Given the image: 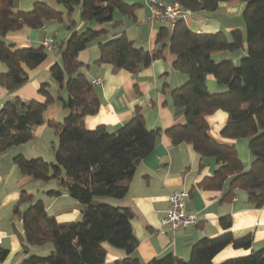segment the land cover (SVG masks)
<instances>
[{
	"label": "trees",
	"instance_id": "obj_1",
	"mask_svg": "<svg viewBox=\"0 0 264 264\" xmlns=\"http://www.w3.org/2000/svg\"><path fill=\"white\" fill-rule=\"evenodd\" d=\"M15 1L0 0V61L7 66L0 72V86L9 91L30 79L25 67L37 68L50 52L43 44L18 47L6 40L7 33L24 27L42 28L51 20L64 22L65 15L71 18L67 28L73 29L78 6L82 23L107 24L114 20L115 11L134 13V5L124 0H57L66 13L45 1L35 2L28 11L16 9ZM224 1L228 0H174L192 12L214 11ZM243 1L245 30L235 29L230 35L222 31L197 33L181 19L173 29L160 27L159 48L138 47L123 33L99 43L100 57L96 62L109 63L115 71L138 73L163 58L166 49L176 54L174 66L188 79L172 89L170 97L174 111L183 114L185 121L164 132L175 144H192L203 159H216L218 166L214 175L202 182L204 188L223 191V200H232L239 189L245 190L248 201L260 208L264 206V0ZM107 32V28L86 26L74 29L61 43L55 42L61 62L54 63L50 72L66 95H54L50 83H43L39 91L44 100L13 96L0 109V152L32 140L35 128L46 122L45 111L51 103L58 102L68 111L63 121L48 122L59 137L55 161L23 154L15 155L13 160L24 175L33 179H56L58 188L47 191L50 197L68 194L82 204L80 220L59 221L49 213L44 200L32 202L33 194L23 190L13 209L14 216L22 221L18 232L22 246L28 251L30 245L50 244L52 249L46 255L31 254L20 264H103L107 255L105 242L126 253L115 264H264V248L253 249L251 234L235 237L229 230L230 215L220 218L227 231L196 241L188 259L167 253L144 262L137 255L140 240L132 224L133 210L101 198L121 199L128 194L138 165L153 151L162 130L148 127L140 109L117 130L104 124L94 129L86 127L85 117L99 112L101 100L92 79L81 71L79 54ZM246 45L247 55L240 63L233 58L214 57L215 52L244 51ZM208 75H213L225 90L211 91ZM218 110L229 116L220 132L222 138L248 139L253 156L249 169L235 143L210 134L208 116ZM228 246L251 251L216 263L215 257Z\"/></svg>",
	"mask_w": 264,
	"mask_h": 264
},
{
	"label": "crops",
	"instance_id": "obj_2",
	"mask_svg": "<svg viewBox=\"0 0 264 264\" xmlns=\"http://www.w3.org/2000/svg\"><path fill=\"white\" fill-rule=\"evenodd\" d=\"M37 1H45L57 9L67 12L66 8L57 0H17L15 4L18 3L17 9L23 10L33 8ZM124 1L134 5L133 15L115 11L114 20L110 23L100 24L93 21L82 23L78 6L73 17L77 25L73 29L67 28L71 18L65 15L64 22L51 20L46 22L42 28L24 27L18 31H11L6 34V40L15 43L18 47H37L42 45L47 37H52L56 43H61L70 36L74 29L83 30L86 26H92L95 29H108L106 34L100 36L79 54V58L83 62L81 71L86 73L90 79L102 78L103 80L102 85L96 86L101 100L99 112L85 117L86 127L94 129L104 124L110 130H117L140 109L148 127L162 130L153 151L138 165L128 194L121 199L101 198V200L114 205L129 207L133 210L132 224L134 232L140 240L136 253L142 261L147 262L167 253H174L188 259L192 245L196 241L227 231L220 223V218L225 215L232 217V226L229 230L235 237L251 234L253 249H263L264 206L257 208L251 204L248 201L247 192L242 189L237 191L234 199L223 200V191L204 188L202 182L212 177L218 166L216 159L213 157L203 159L192 144L186 142L175 144L172 138L164 132L167 128L185 121L183 114H176L174 111L170 97L172 89L183 85L188 79L187 74L177 70L174 66L177 55L166 49L163 58L155 60L149 67L138 73H132L125 69L115 71L109 63L99 64L96 62L100 57L99 43L123 33L132 39L138 47L150 50L160 47L157 37L162 25L145 21L150 15L149 0ZM161 1L168 4L174 3V0ZM245 7L246 2L243 0L224 1L214 11L193 12L187 18L186 23L192 31L197 33L222 31L230 35L235 29H245L243 18ZM214 57L217 59L233 58L234 60L236 58L227 51L215 52ZM56 62H61V55L57 49L51 52L48 59L37 68L25 67L30 79L16 90L9 91L0 86V109L5 101L13 96H19L23 100H44L45 96L39 90L43 83L52 84L50 82L52 79L50 78L52 77L50 76V67ZM6 69L7 66L0 61V72ZM207 85L211 91L225 90V86L219 85L213 75H208ZM56 90L57 94L61 92L66 95V91L61 89L58 83ZM60 105L56 102L48 105L45 111L46 122L35 128L34 138H40L39 136L47 132V127H52L48 122H57L61 117L65 118L68 111ZM228 118V113L223 110L209 115L210 134L223 142L235 143L245 168H248V164L252 163L253 156L247 138L229 140L220 135ZM4 153L5 151L0 152V193L6 191L2 184H8L11 178L20 171L13 158V163H5ZM20 177L22 178V176ZM182 189L190 192L187 210L198 216V224L177 231H163L160 227V219L169 207L168 197L174 191ZM68 197H70L68 194L51 197L50 205L44 201L47 210L50 206L55 205L60 198L67 199ZM13 201H8L6 195L0 197V236L3 238V242L0 244V264H20L24 258L31 254L46 255L52 249V245L47 244L30 245L28 251L24 250L18 236V232L22 230V221L17 218V223L13 211L11 214L5 208L10 204V211L12 206L13 210L16 204V202L12 203ZM80 213L81 208L77 207L74 215L70 211L54 213V215L59 221H71V218H74L71 216H77ZM104 247L107 255L103 264H115L116 260L126 256L124 250L108 242L104 243ZM250 251L228 246L215 257V260L223 261L226 258L246 255Z\"/></svg>",
	"mask_w": 264,
	"mask_h": 264
},
{
	"label": "rangeland",
	"instance_id": "obj_3",
	"mask_svg": "<svg viewBox=\"0 0 264 264\" xmlns=\"http://www.w3.org/2000/svg\"><path fill=\"white\" fill-rule=\"evenodd\" d=\"M16 2H17V0H16ZM17 4H15L16 9H17ZM31 9L32 8L23 9V10L28 11ZM227 52L229 54H231L232 56H236L235 62L240 63L242 56L247 55V45H246V49L244 51H242V49H238L235 51H227ZM50 76H52V75H50ZM50 78H52L50 82L52 83L51 85H53V86H51L52 88L50 90L54 94H57V90H56L57 82L55 81V79H53V76ZM56 103H58V102H56ZM58 104H60V103H58ZM63 120H64V117H61L58 121H63ZM47 128H48L47 132L46 133L44 132V134L42 136H39L40 138L35 137L32 140H30L29 142H26V143H23L20 145H15L11 148H8L3 155V158L5 159V163L6 164L13 163L12 158H13V156H15L17 154H23L27 158H34V157L40 156V157H43L48 162L55 161V147H57V145L59 143V137H58V134L56 133V131L53 127H51V128L47 127ZM250 167H251V163L248 164V168H246V169H249ZM20 176H22V178ZM2 186H3V189H6V191H2L0 193V197L6 195V197L8 198V201L14 200L12 203L17 202L19 200L21 192L23 190H25L29 194H33L32 202L37 201L39 199H42L47 203V205H50V202H51V200H50L51 197L49 196L47 191L50 189H57L58 188L56 179H51L48 181L36 180V179H32L29 176L24 175L23 173H21V171H18V173L11 178V180L8 184H2ZM14 192H15V194H14ZM14 196H15V198H14ZM68 198L67 199L60 198L59 201L57 203H55V205L50 206V208L48 209L49 213L59 214L61 212L70 211V213H72L74 215V213L76 212V208L77 207L81 208L82 204L78 200L72 198L71 196ZM27 205H28V203L24 204L23 207H27ZM12 207H11V211H10V204L5 206V208L10 213L13 211ZM71 217H74V218H71L72 219L71 221L80 220L82 218V214L80 213V215L71 216ZM15 221H17V223H18L17 218L15 219ZM215 262L220 263L221 261L215 260Z\"/></svg>",
	"mask_w": 264,
	"mask_h": 264
},
{
	"label": "built area",
	"instance_id": "obj_4",
	"mask_svg": "<svg viewBox=\"0 0 264 264\" xmlns=\"http://www.w3.org/2000/svg\"><path fill=\"white\" fill-rule=\"evenodd\" d=\"M150 15L145 19L151 24H160L170 28H175L178 21L187 18L193 13L182 7L179 3H166L161 0H149ZM43 45L51 53L56 49L55 41L52 37H47L43 41ZM92 84L99 86L103 84L102 78H93ZM190 197L188 190L182 189L171 193L168 197L169 207L160 219V227L163 231H177L181 228L197 225L199 218L195 213L187 210V203ZM3 238L0 236V244Z\"/></svg>",
	"mask_w": 264,
	"mask_h": 264
}]
</instances>
